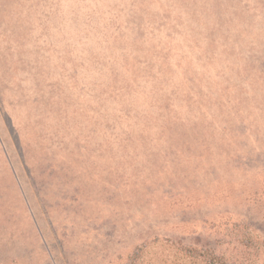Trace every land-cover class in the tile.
Wrapping results in <instances>:
<instances>
[{
	"label": "rangeland",
	"instance_id": "obj_1",
	"mask_svg": "<svg viewBox=\"0 0 264 264\" xmlns=\"http://www.w3.org/2000/svg\"><path fill=\"white\" fill-rule=\"evenodd\" d=\"M0 264H264V0H0Z\"/></svg>",
	"mask_w": 264,
	"mask_h": 264
}]
</instances>
